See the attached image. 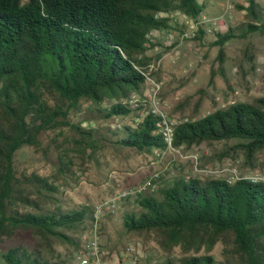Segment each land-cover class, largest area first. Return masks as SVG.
Returning <instances> with one entry per match:
<instances>
[{"label":"trees","instance_id":"obj_1","mask_svg":"<svg viewBox=\"0 0 264 264\" xmlns=\"http://www.w3.org/2000/svg\"><path fill=\"white\" fill-rule=\"evenodd\" d=\"M239 8L245 21L214 33L211 45L220 64L228 41L264 34V9L257 1L245 0ZM202 11L198 0H0V239L25 233L34 240L31 249L19 244L1 252L3 264H67L53 246L79 251L78 236L93 225V208L67 209L58 198L56 183L67 186L72 179L68 151L51 179L34 174L24 184L14 175L16 151L37 145L40 133L60 126L80 135L81 148L73 151L79 157L86 150L93 154L100 143L137 153L166 150L157 118L128 101L132 95L143 98L139 69L152 62L148 51L159 47H146L147 35L168 28L171 13L195 20ZM204 35L198 30L192 39ZM156 72L150 73L155 80ZM49 94L60 103H50ZM82 104L85 121L106 125L82 129L67 123L69 110L81 112ZM199 107L194 104L193 113ZM140 111L135 126L118 124L137 121ZM230 140L241 142L248 161L264 151V97L180 120L171 148ZM20 185L29 187L28 194H21ZM134 199L138 210L124 214L123 227L154 235L166 255L160 264H264V183L181 177L157 194ZM217 243L223 245L221 261L210 254Z\"/></svg>","mask_w":264,"mask_h":264},{"label":"rangeland","instance_id":"obj_2","mask_svg":"<svg viewBox=\"0 0 264 264\" xmlns=\"http://www.w3.org/2000/svg\"><path fill=\"white\" fill-rule=\"evenodd\" d=\"M256 1L264 9V0ZM198 3L209 18L224 16L229 10L228 14L232 15L233 20L218 31L220 33L227 27L236 28L245 21L244 12L239 8L245 4V0H198ZM169 20L176 32L172 31L170 40L160 37L161 41L157 42L159 52L151 50L148 55L152 61L161 60L156 72L157 81L162 84L160 98L172 120L179 123L191 116L203 117L217 109L226 108L231 103H251L264 97V34L256 32L247 35L245 39L228 41L223 47V62L220 64L216 62L218 48L211 45L215 39L214 33L204 35L200 41L192 37L180 41L179 35L187 29V18L171 13ZM165 42L170 44H164ZM211 72L214 75L209 83ZM146 89L147 84H144L143 95ZM48 101L60 103L54 94H49ZM197 103H200V107L193 113L192 109ZM108 104L106 102L103 106ZM86 107L87 104H82L81 112L70 109L67 123L72 126L79 124L82 129L106 125L104 122L85 121L83 111ZM143 113L138 112V118ZM137 122L134 119H124L118 124L135 126ZM80 140V135L66 126L40 133L37 145H26L16 151L13 158L15 178L22 184L34 174L51 179L58 168L59 157L63 156V151H68L72 179L67 186L60 183L55 186L61 205L73 209L80 206L94 208L107 201L116 190L139 184L153 172L160 173V179L152 194H157L162 186L175 178L233 180L235 175L225 170L226 163L231 164L239 178L254 174L264 177V151L248 161L238 140L204 143L190 148H167L152 153L116 150L111 145L100 143L101 147L96 152L92 154L90 150H86L84 157H79L73 151L81 148L78 144ZM169 170L173 175L169 174ZM18 187L21 194H28L29 187ZM135 201L134 198L123 201L114 214H106L99 220L97 227L102 244L116 257L124 255L126 248L135 247L145 255L139 264H160L166 255L159 248L154 235L128 233L123 227L124 214L138 210ZM91 228L78 236L79 251L71 246L55 244L53 247L59 260L77 264L76 255L81 254L85 248L83 236L87 235L88 238ZM19 244L31 249L34 245L33 237L24 233L17 240L0 239V253ZM222 251L223 245L217 243L210 254L215 260L221 261ZM180 256V250L175 248L172 257L177 259ZM51 260L54 262L57 258ZM0 264H3L1 259Z\"/></svg>","mask_w":264,"mask_h":264},{"label":"built area","instance_id":"obj_3","mask_svg":"<svg viewBox=\"0 0 264 264\" xmlns=\"http://www.w3.org/2000/svg\"><path fill=\"white\" fill-rule=\"evenodd\" d=\"M27 1L28 0H21L22 3H26ZM228 11L227 9L224 16L214 18L201 15L195 20L187 19V29L179 35L180 41L193 37L198 30H203L206 35L220 31L228 22L233 20L232 15L228 14ZM158 37H165L166 40H170V38H172V33H169V31L166 33L164 30L152 31L147 35V43L145 46L149 47L150 43L158 42ZM164 44L170 43L165 42ZM152 50L155 53L159 52L158 47H154ZM160 64L161 60L158 59L150 62L145 69H139L145 77L147 89L143 98L132 95L128 103L135 109L143 106L144 109H146V115L150 114L157 118L158 129L167 144V148L172 149V133L177 123L168 115L166 105L161 101V82L150 76L151 72L158 71ZM140 120L141 118L138 119V122H140ZM225 170L235 175L233 180H228L229 182L239 179L235 173V169H233L230 163H226ZM169 174L173 175V172L169 170ZM243 178L252 183H264V177L260 174H254L253 176ZM159 179L160 173L153 172L146 180L139 184L116 190L107 201L93 208V225L89 232V237L87 238V235L83 236L85 239V248L81 254L76 255L77 264H139L144 260L145 255L135 247L126 248L125 254L120 257L114 256L111 251L102 244L97 225L104 215L114 214L123 201L137 198L148 192H153L156 188V182L159 181Z\"/></svg>","mask_w":264,"mask_h":264},{"label":"crops","instance_id":"obj_4","mask_svg":"<svg viewBox=\"0 0 264 264\" xmlns=\"http://www.w3.org/2000/svg\"><path fill=\"white\" fill-rule=\"evenodd\" d=\"M202 15H205L203 12H202ZM206 16V15H205ZM172 28H174L175 29V26H173L172 25V23L169 21V23H168V28H166V29H164V31L167 33L168 31H169V33H173L175 30H173ZM173 31V32H172ZM176 32V31H175ZM161 35V34H160ZM160 35H158V36H160ZM158 42H160L161 41V38L160 37H158Z\"/></svg>","mask_w":264,"mask_h":264}]
</instances>
